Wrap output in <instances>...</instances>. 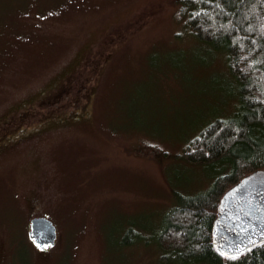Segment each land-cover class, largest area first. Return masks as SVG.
<instances>
[{"label": "rangeland", "instance_id": "374dc122", "mask_svg": "<svg viewBox=\"0 0 264 264\" xmlns=\"http://www.w3.org/2000/svg\"><path fill=\"white\" fill-rule=\"evenodd\" d=\"M176 10L0 0V264H187L155 232L177 193L210 186L215 171L179 156L238 100L224 54ZM34 214L58 231L43 251Z\"/></svg>", "mask_w": 264, "mask_h": 264}, {"label": "trees", "instance_id": "16d2710c", "mask_svg": "<svg viewBox=\"0 0 264 264\" xmlns=\"http://www.w3.org/2000/svg\"><path fill=\"white\" fill-rule=\"evenodd\" d=\"M176 5V21L224 54L238 105L230 118L209 122L185 145L179 157L215 171L214 179L204 191L176 194L155 242L187 264H264V243L235 259L219 256L211 244L222 195L244 176L264 170V0H176Z\"/></svg>", "mask_w": 264, "mask_h": 264}, {"label": "water", "instance_id": "95a60500", "mask_svg": "<svg viewBox=\"0 0 264 264\" xmlns=\"http://www.w3.org/2000/svg\"><path fill=\"white\" fill-rule=\"evenodd\" d=\"M28 239L38 250L54 245L55 227L43 217L30 220ZM216 254L234 259L264 243V170L241 178L220 198L211 230Z\"/></svg>", "mask_w": 264, "mask_h": 264}, {"label": "flooded vegetation", "instance_id": "af4514ba", "mask_svg": "<svg viewBox=\"0 0 264 264\" xmlns=\"http://www.w3.org/2000/svg\"><path fill=\"white\" fill-rule=\"evenodd\" d=\"M35 217H43V216H41V215H35L34 214V216H32L30 219H29V221L32 219V218H35ZM56 228V227H55ZM26 232H29V223H28V225H27V230H26ZM57 228H56V239H55V243H56V240H57ZM30 242V244L32 245V246H34V244L31 242V241H29ZM55 243H54V245H55ZM35 247V246H34Z\"/></svg>", "mask_w": 264, "mask_h": 264}]
</instances>
